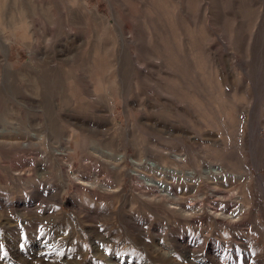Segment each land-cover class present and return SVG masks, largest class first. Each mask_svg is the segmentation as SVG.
Instances as JSON below:
<instances>
[{"label": "rangeland", "instance_id": "rangeland-1", "mask_svg": "<svg viewBox=\"0 0 264 264\" xmlns=\"http://www.w3.org/2000/svg\"><path fill=\"white\" fill-rule=\"evenodd\" d=\"M0 110V264H264V0H0Z\"/></svg>", "mask_w": 264, "mask_h": 264}, {"label": "bare ground", "instance_id": "bare-ground-1", "mask_svg": "<svg viewBox=\"0 0 264 264\" xmlns=\"http://www.w3.org/2000/svg\"><path fill=\"white\" fill-rule=\"evenodd\" d=\"M55 81V80H54ZM46 83H48V82H46ZM52 83H53V81H52ZM55 85V84H54ZM53 87V86H52ZM49 89V88H48ZM45 90H47V89H45ZM50 94V93H49ZM54 94V93H53ZM20 99H22L21 97H20ZM9 100H11V99H9ZM25 101V99L23 100V102ZM5 102V101H4ZM28 102V101H27ZM29 102H31V101H29ZM33 102H36V101H33ZM37 102H39V101H37ZM2 103H3V100H2ZM11 103H12V101H11ZM25 103V102H24ZM23 104V103H22ZM27 104V103H26ZM39 104V103H38ZM38 104L37 103H35V104H31V103H29L27 106L28 107H30V109H28V110H30V112H31V109H33V108H38ZM17 105V104H16ZM54 106H56L55 104H54ZM60 106V105H59ZM18 107V106H17ZM57 107V106H56ZM24 108V107H23ZM2 109V108H1ZM26 109V108H25ZM3 110V109H2ZM9 110V109H8ZM23 110V109H22ZM35 110V109H34ZM34 110H33V112H34ZM246 110V109H245ZM7 111V110H6ZM37 111V110H36ZM0 112H1V110H0ZM2 113V112H1ZM0 113V114H1ZM10 113V112H9ZM35 113V112H34ZM8 114V113H7ZM21 114V113H20ZM31 114V113H30ZM26 114H23L22 116H25ZM4 117V116H3ZM35 117H37V119H36V123H34V124H37V125H35V126H42V125H44L45 123H46V121H45V118L44 117H41V116H32L31 115V117H29V116H26V118H28V120L29 121H34V118ZM69 117V116H68ZM70 118V117H69ZM48 119V118H47ZM72 119V118H71ZM68 120V119H67ZM3 121V120H2ZM5 121H8L6 118H5ZM59 121L61 122L62 120L61 119H59ZM50 122V121H49ZM6 123V122H5ZM14 124H15V122H14ZM28 124H30L31 126L30 127H32V126H34L32 123H28ZM28 124L27 125H25V124H22L21 125V123L19 122V124H18V127L19 128H21V127H27L28 126ZM49 124H51V123H49ZM63 124H65V123H63ZM45 125H47V124H45ZM82 125V124H81ZM6 126V125H5ZM34 126V127H35ZM64 126V125H63ZM47 128V127H46ZM50 128V127H49ZM53 128V127H52ZM30 129V128H29ZM31 130V129H30ZM46 130V129H45ZM74 132V131H73ZM0 135H2L3 136V134H0ZM1 136V137H2ZM4 136H7V135H4ZM71 136H74V134L72 133V135ZM70 136V137H71ZM261 136V135H260ZM264 136V135H263ZM10 137V136H9ZM13 137V136H12ZM16 137H18L17 135H16ZM3 138V137H2ZM7 138V137H6ZM19 138V137H18ZM17 138V139H18ZM23 138V137H22ZM9 139V138H8ZM67 139V138H66ZM69 139V138H68ZM46 141V140H45ZM67 145H65L64 146V148L63 149H57L58 151H57V155H58V157L61 159V160H65L66 162H67V164H68V167H70L71 165H72V158H71V156H70V150H71V147H70V145H69V140L67 141ZM62 145V144H61ZM109 150V149H108ZM99 152V151H98ZM103 154V153H102ZM102 154H100V155H102ZM105 154V153H104ZM116 157V159L118 160L117 161V163H118V166L120 167V168H124L125 166H126V164H127V160H126V155H125V153L123 152V153H120V154H118V155H116L115 156ZM175 157V156H174ZM177 157V156H176ZM104 158H106V156L104 157ZM111 158V157H110ZM109 158V159H110ZM135 159V158H134ZM112 161V160H111ZM116 161V160H115ZM154 161V160H153ZM113 162V161H112ZM122 162V163H121ZM95 163V162H94ZM66 164V165H67ZM91 165V164H90ZM94 165V164H93ZM95 165H96V163H95ZM94 165V166H95ZM123 165V166H122ZM117 166V165H116ZM139 166V165H138ZM144 166V165H143ZM148 166L149 167H152V168H154L155 170L158 168V166L156 165V163H149L148 164ZM197 166V165H196ZM90 167V166H89ZM140 167V166H139ZM138 167V168H139ZM194 167V166H193ZM221 167V166H220ZM118 168V167H117ZM151 168V169H152ZM163 168V167H162ZM39 169V168H38ZM69 170V169H68ZM144 170V169H143ZM149 170V169H148ZM40 171V170H39ZM43 171V170H42ZM133 171V170H132ZM162 171V170H161ZM166 171V170H165ZM148 172V171H147ZM171 172V171H170ZM42 173V172H41ZM166 173V172H165ZM205 173H207V174H214V175H217L218 176V174L220 173V171H219V169L217 168V167H210V168H206V170H205ZM136 174H138V172L136 173ZM39 175H40V173H39ZM142 175V174H141ZM170 175V174H169ZM83 176V175H82ZM136 176V175H135ZM144 176V175H143ZM156 176H157V174H156ZM175 176V175H174ZM142 177V176H141ZM140 177V178H141ZM167 177V176H166ZM139 178V179H140ZM145 178V177H144ZM75 179H81L82 180V178L80 177V176H78L77 174L75 175ZM146 179V178H145ZM83 180H85V178L83 179ZM136 181V180H135ZM148 181H149V179H148ZM83 182H86V181H83ZM90 184H93L92 182H90ZM157 185H158V182H157ZM153 189H155V187L153 188ZM35 190H37V189H35ZM45 191V190H44ZM158 191H159V189H158ZM162 191V190H161ZM43 192V191H42ZM41 192V193H42ZM164 192H167V190L166 191H164ZM33 193H34V191H33ZM37 193V192H36ZM36 195H38V194H36ZM40 195V194H39ZM93 196V195H92ZM42 197V196H41ZM50 197V196H49ZM188 210H190L189 208H187L186 209V211H188ZM216 210V209H215ZM224 211V210H223ZM190 212V211H189ZM223 213V212H222ZM192 214H194V212H190V214L189 215H191L192 216ZM230 214V213H229ZM234 217V216H233ZM235 218V217H234ZM131 219H133V218H131ZM191 220H192V217L190 218ZM217 219V218H216ZM219 220H220V218H218ZM193 220L195 221L196 220V216L195 217H193ZM198 220V219H197ZM224 220H226V219H224ZM221 221V220H220ZM229 222H231V220H227L226 221V224H230ZM235 222V221H234ZM232 223V222H231ZM225 224V225H226ZM96 234V233H95ZM104 234V233H103ZM93 244H94V249L95 250H97V246H95V240L93 241ZM98 245V244H97ZM179 246V249L180 250H182L183 252H185V253H190V252H192L191 251V249L189 248V243L188 242H184V243H181V244H179L178 245ZM158 250V249H157ZM175 250V249H174ZM174 250L172 249V248H167V250H165V251H163L162 252V254L163 255H165V256H167V257H170L171 256V254L174 252ZM113 254V253H112ZM105 257H107L108 259H110V260H113V255H111L110 253L109 254H105ZM122 259V258H121ZM120 259V260H121ZM119 261V260H118ZM128 264V263H127Z\"/></svg>", "mask_w": 264, "mask_h": 264}]
</instances>
